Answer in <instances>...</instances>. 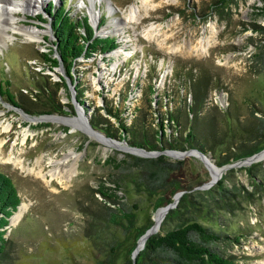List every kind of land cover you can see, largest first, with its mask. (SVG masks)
Segmentation results:
<instances>
[{"label":"rangeland","instance_id":"obj_1","mask_svg":"<svg viewBox=\"0 0 264 264\" xmlns=\"http://www.w3.org/2000/svg\"><path fill=\"white\" fill-rule=\"evenodd\" d=\"M38 2L42 4L37 9L19 10L13 20L17 26L33 29L39 38L29 39L11 28L0 37V84L9 80L13 94L23 91L30 97L35 91L32 81L47 74L49 80L60 82L56 89L60 103L70 106L47 116L29 115L0 94V170L10 176L20 195L5 234L12 240L14 264H125L136 246L139 250L143 247L145 235L140 238L138 229L147 220L153 221L155 232L163 233L190 216L232 235L240 233L239 242L225 239L220 244L221 253L249 264H264V146L245 164L217 167V160L231 151L229 144L199 138L209 157L165 153L170 161L181 160L169 172L166 188L149 190L143 184L121 182L114 190L119 203L107 202L112 209L106 210L101 196L93 190L99 183L115 187L109 181L122 173L115 169L113 159L120 160L127 153L156 155L130 144L126 135L110 137L99 123L92 127L89 122L90 118L99 121L108 116L102 107L111 106L126 124L138 117L149 135L166 110L185 105L182 98L188 103L189 90L200 77L208 79L206 99L198 115L202 130L208 129L207 119L222 132L230 123L228 117L251 118L252 110L261 115L264 62L256 61L253 54L262 47L264 34L251 26H264V0H230L225 7L213 10L208 8V0ZM49 2H54L55 9L64 5L77 20L86 17L93 34L113 37L115 47L80 55L68 74L62 62L53 66L51 59L57 54ZM133 9L138 10L136 18L129 17ZM150 25H159V30L157 37L149 40L143 32ZM199 42L204 50H193ZM188 77H194L190 86ZM176 83L181 84L180 93ZM149 86L154 88L152 93ZM79 90L81 102L76 98ZM186 111L187 104L183 115ZM108 118L116 127L118 120ZM168 123L172 126L173 120ZM170 132L166 128V133ZM10 153L22 161L23 168L4 162ZM70 153L77 156L74 170L62 183L57 179L45 183L27 170H37L38 159L45 172L50 168L49 157L60 159ZM219 179L232 190L224 200H210L196 192L209 189ZM178 192L175 206L168 210L176 209L180 197L185 196L179 210L163 211ZM101 207L108 215L100 213ZM95 215L100 217L97 222L93 221ZM2 264H8L5 258Z\"/></svg>","mask_w":264,"mask_h":264},{"label":"trees","instance_id":"obj_2","mask_svg":"<svg viewBox=\"0 0 264 264\" xmlns=\"http://www.w3.org/2000/svg\"><path fill=\"white\" fill-rule=\"evenodd\" d=\"M229 1L208 0V8L211 10L223 8L230 3ZM49 8L51 10L47 9V11L49 16L52 17L51 26L55 36V41H53L55 47L53 50L57 54L51 59L53 66H57L59 62H62L68 74L69 70L73 71V64L80 55L89 56L93 52H97V50L103 52L115 47L113 37H99L93 34V28L89 25L86 17H81L77 20L69 14L64 5L55 9L54 2H49ZM41 20L43 21V19ZM251 27L264 34V26L252 23ZM78 30H83V34L79 33ZM253 57H256L255 60L258 62H264V43L258 52L253 54ZM188 75L191 76L190 73ZM175 76L180 78L179 73H176ZM69 77L72 79L70 75ZM48 78L47 74H43L40 75V78L32 81L35 91H31L33 95L30 97L23 91H19L16 95L13 94L9 88L10 81L5 79L0 84V94L6 96L10 104L22 109L29 115L43 114L47 116L62 110L66 106H70L69 103L65 105L60 103L59 98L56 96V89L60 82L52 81ZM193 78L188 77L189 86ZM177 81L181 82L180 79ZM207 81V78L200 77L192 84V90H189L188 94V103H185V99L182 98L183 103L187 104L185 115H183L185 105L177 106L175 111L173 109L166 110V116L157 122V127L149 135L146 130L147 127L142 125V122H138V117L135 118L134 123L126 124L124 119L119 117L116 110H113L111 106L102 108H104L108 116L118 120L116 127H113L112 123H110L108 116L102 115L103 117L99 121H94L93 118L89 119L92 127H95L94 124L99 123V128L110 137H117L120 134L125 137L126 135L128 142L134 146L160 151L158 155L152 157H142L127 153L120 160L113 159L115 169L118 173H122L121 175L118 174L116 178L110 179L109 182H112L115 187L99 183L93 190L101 196L100 202L103 203L106 210L112 209L107 202L119 203L114 190L116 187H120L119 183L121 182L128 181L133 184H143L149 190L163 189L168 186L170 180L169 172L176 169L181 160L170 161L167 159L161 152L165 149L177 148L184 150L185 148H196L204 153V156H207L205 154L206 150L199 142V138H203L205 141L212 138L218 144H229V149L231 150L217 160L218 166L212 161L214 165L221 167V165L244 159L264 146L262 145L264 140V117H262L264 116V108H260L261 115L254 114L258 110H252L251 118L228 117L230 123L222 132L219 129L217 130L214 121L211 122L208 119L205 124L208 129H201L198 115H200V110L203 108L206 99ZM2 86H4V89H2ZM74 86L77 88L78 85L75 84ZM180 86V83L175 85L179 93ZM153 89L152 86H149L151 93ZM80 92L82 93V90L77 92L76 98L81 102L79 98L81 96ZM166 104L167 101L164 100L163 105L166 106ZM164 118H166L165 123L162 121ZM170 120H173L172 126L168 123ZM168 127L170 128V133H166V128L168 130ZM205 131L208 133H205ZM172 140H175L174 142L176 143H173ZM256 186L259 187V185ZM196 192L203 193L210 200L221 201L228 197L227 194L232 192V190L224 184L223 180L219 179L209 189ZM185 195L190 196L189 193ZM184 198L185 196L180 197L176 209L171 208L168 211L173 213L172 211L179 210ZM19 203L20 195L14 181L0 170V264H2L4 258L8 264H14L12 240L5 234L10 216L17 209ZM136 207L137 205L133 204V208ZM105 209L101 207L100 210L102 211L100 213L103 214L104 211L108 215ZM109 215L111 216L110 212ZM98 220H100V217L95 215L93 221L97 222ZM146 222L138 229L140 238L145 230L153 224L152 220H147ZM239 236H241L240 233L232 235V233L220 226L215 227L213 224L201 222L190 216L187 219L180 220L163 233L157 231L150 234L146 238L143 247L136 254L134 263L131 258H127L125 264H249L232 254H223L220 251V244L225 239H230V242H239ZM112 247L113 245L111 244L110 248Z\"/></svg>","mask_w":264,"mask_h":264},{"label":"bare ground","instance_id":"obj_3","mask_svg":"<svg viewBox=\"0 0 264 264\" xmlns=\"http://www.w3.org/2000/svg\"><path fill=\"white\" fill-rule=\"evenodd\" d=\"M40 4H42V3H40ZM40 4H39L38 0H19L17 2H15V0H0V37H2V34L3 35L8 34L7 29L11 28L14 31V33L22 34L23 36H25L29 39L39 38L38 33L36 32V35H35V31L33 29H31V28L28 29L26 27L17 26V23L14 22V20H13L14 19L13 16H15V13H17L19 10H23V13H26L32 8L37 9V7H39ZM15 9H19V10L16 11ZM137 11L138 10L133 9L130 13L131 16H129V17H131V18L135 17L137 14ZM158 26L159 25H157V26L156 25L155 26L150 25L148 28H146L143 32L144 37H146L149 40L157 37L158 33H156V32H157V30H159ZM12 30H10V31H12ZM1 42L4 44V41H1ZM198 44H199V47L194 46L193 50L198 49V48L204 50V48L202 47L203 46L202 43L199 42ZM3 128L5 130H7L9 128V126L5 125V126H3ZM112 145H114V144L112 143ZM1 146H2V143H0V153H1V148H2ZM124 150H129V151H132L135 153H141L140 151H137L134 149L126 148ZM186 153L188 155L190 153L200 154L196 151L195 152L189 151V152H185V153L171 152L169 154L172 156H183ZM71 154L72 153H70L68 155L63 154V156L60 159H53V158L49 157L47 159L48 160L47 163L50 165V168L45 172L43 171V167L41 166V162H39L38 159L36 160L37 170H34L33 168L27 169V170L30 173H34L35 176H37L38 178H41L45 183H49L53 179H57L58 183H62L64 180H66V179L68 180V178L71 177V174L73 173V170H74L73 164H74V161L76 160L77 156H75V155L73 156ZM255 155H257V154H255ZM200 156H201V154H200ZM202 156H204V155H202ZM4 159H5L4 162H9V163H12L14 166H18L20 168H23L22 161L16 157H12L11 153ZM70 161H71V163H69ZM246 161L247 160L241 161L240 163L245 164ZM225 166H228V165H225ZM163 209H164L163 211L168 210L165 207H163ZM149 234H150V231L145 232V234H143L145 236H144L140 246L143 245V243L145 242V240Z\"/></svg>","mask_w":264,"mask_h":264},{"label":"water","instance_id":"obj_4","mask_svg":"<svg viewBox=\"0 0 264 264\" xmlns=\"http://www.w3.org/2000/svg\"><path fill=\"white\" fill-rule=\"evenodd\" d=\"M20 109V108H19ZM22 110V109H21ZM81 111H82V109H81ZM83 113V112H82ZM27 114V113H26ZM44 116V115H43ZM41 117V116H40ZM85 117V116H84ZM87 123H89L88 121H87ZM100 133L102 134V135H105V133L104 132H101L100 131ZM106 136V135H105ZM107 139H111V138H109L108 136L106 137ZM112 140V139H111ZM131 148H134V147H131ZM135 149H141V148H135ZM143 151H145L144 149H142ZM171 151H173V152H179V153H185V152H189V151H196V152H198V153H200L201 155H204V153H202L201 151H199V150H197L196 148H190V149H184V150H176V149H165V150H163V151H161V152H163V154H168V153H170ZM145 152H148V153H150L149 155H158L159 153H160V151H158V150H151V151H145ZM259 152V151H258ZM258 152H255V153H253V154H251V155H249V156H247L246 158H244V159H241L240 161H238V162H234V163H229L228 164V166L227 167H230V166H233V165H236V164H239L241 161H245V160H247L248 158H251L252 156H254L255 154H257ZM211 184V182H208V184L207 185H210ZM180 196V192H178L177 194H175V196H174V199L171 201V202H169V203H167L164 207L166 208V209H168V208H170V207H173V206H175V204H176V201H177V199H178V197ZM13 214V213H12ZM152 226H153V224L150 226V227H148L146 230H145V232H148V231H150V234H152V233H155V230H153L152 229ZM144 232V233H145ZM149 234V235H150ZM148 235V236H149ZM143 245H144V243H143ZM142 245V246H143ZM138 251H139V249L137 248V246L132 250V253H131V259H132V262L134 263V261H135V257H136V254L138 253Z\"/></svg>","mask_w":264,"mask_h":264},{"label":"clouds","instance_id":"obj_5","mask_svg":"<svg viewBox=\"0 0 264 264\" xmlns=\"http://www.w3.org/2000/svg\"><path fill=\"white\" fill-rule=\"evenodd\" d=\"M16 11H18L19 9H15Z\"/></svg>","mask_w":264,"mask_h":264}]
</instances>
